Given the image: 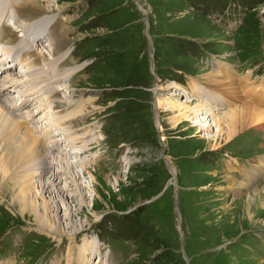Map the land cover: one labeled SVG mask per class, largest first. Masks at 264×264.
Returning a JSON list of instances; mask_svg holds the SVG:
<instances>
[{
	"label": "rangeland",
	"instance_id": "obj_1",
	"mask_svg": "<svg viewBox=\"0 0 264 264\" xmlns=\"http://www.w3.org/2000/svg\"><path fill=\"white\" fill-rule=\"evenodd\" d=\"M7 1L0 0V18L7 12L6 22L13 25L10 16L15 22L17 13ZM21 1L48 7L43 16L53 19L50 25L57 22L53 32L74 38L70 50L53 57L44 48L49 37L26 47V54H18L25 59L18 61L24 67L19 77L22 87L29 79L25 94L38 95L35 111L46 101L43 125L66 134L67 144L79 134L76 150L86 151L90 161L83 165L87 160L76 152L73 163H66L73 173L67 175L65 162L59 163L55 189L40 192L42 177L32 176L35 161L25 163L15 155L16 174L28 173L23 181L33 183L31 198L48 209L39 217L55 224L57 203L64 232L42 230L32 214L19 212L11 201L13 184L2 180L0 264H264V129L248 125L228 139L225 123L214 124L215 115L235 107L238 98L224 97L223 85L208 75L240 91L247 83L252 92L264 86V0ZM19 24L11 30L24 40L23 33L18 37ZM147 30L156 50L151 64L150 44L142 42ZM42 51L46 54L34 59L32 53ZM43 66L50 68L47 74ZM70 68L75 70L70 78L51 84L54 70ZM10 69L3 72L17 71ZM50 87L58 89L55 96L45 92ZM18 92L26 97L22 88ZM251 96L243 91L240 99L250 103ZM14 97L1 96V101L11 109ZM50 98L63 103V115L54 112ZM183 108L187 111L180 116ZM198 108L206 113H196ZM21 121L39 136L30 120ZM12 133L4 131V141L19 144ZM74 162L87 169L85 174ZM171 172L178 184L148 203ZM52 174H45L41 184ZM229 177L246 187L237 188ZM98 248L99 261L92 253Z\"/></svg>",
	"mask_w": 264,
	"mask_h": 264
},
{
	"label": "bare ground",
	"instance_id": "obj_2",
	"mask_svg": "<svg viewBox=\"0 0 264 264\" xmlns=\"http://www.w3.org/2000/svg\"><path fill=\"white\" fill-rule=\"evenodd\" d=\"M11 4L13 5V7L15 8V11L17 13V14L15 13L16 19H15L14 23L15 24L20 23L19 27L21 29L18 31L21 33V35H19L18 37L23 38L22 37V33H23L24 40H18V38H16L15 34L13 33V32H15V30H11L10 27L7 29V31H5V27L8 25L6 23H2V30L0 32V52H1L0 57L4 51V49L2 47L3 44H13V50L8 52V58H10L11 61H13L15 58L16 61H19L20 63L23 64L25 62V59L18 58V54L14 55V53L16 51L17 52L20 51L21 54H26L28 52L25 50L26 47L30 50L33 45H35L36 43H39L41 41V39H43L45 37H49V39H50L49 43L46 46H44V48L46 47V50L48 48V51H46V53H48L49 57L50 56L53 57L56 54L58 55L61 52H64V51L71 49L69 46L71 45V42L73 41L74 38L67 37V34H66V32L63 31V29H62L63 32H61V33H54L53 29L58 27L57 22H55V24L53 23L50 25L51 20H53V19H49V20L44 19L43 15H45L46 12L49 11L48 7L42 6V5L37 4V3L35 4V2H33V1L22 2L21 0L16 1L14 3H12V1H11ZM38 19H41L43 21H38ZM3 37H7V40L4 42H2ZM35 40H36V42H35ZM15 46H16V48H15ZM33 51L34 50H32V52ZM20 53H19V55H20ZM44 53L45 52H43V51L42 52H34V53H32V55L35 56L34 59H37L38 57H41V56L43 57L46 54V53L45 54ZM50 53H52V54H50ZM8 58H5V61L8 60ZM53 59H56V58L54 57ZM60 62H61V60H57V62H56L57 66H58V63H60ZM11 68H12V66H11ZM9 69H10V67H8V71H9ZM55 69H56V67H55ZM222 69H225V68H222ZM15 70H16V67H14V70L12 69L11 71H15ZM74 73H75V70L73 68L66 70V72L62 71L61 73H58L56 70H54L53 74L50 76L49 81L51 82V84H53V83L58 82V80H60V79L66 80V78H70ZM8 74H5V79H4V82L5 83L7 82V84L4 85V82L2 83V86L4 88L11 87L15 84L20 85L21 83H23L21 78L20 77L17 78V75H15V73H10L9 75ZM208 75H209L210 79H214V81L217 82L220 86L223 85V88H224L223 96L224 97H226V95L231 97L233 99L232 100L233 102H235L236 98H238V103L235 104V107H233L232 109L230 108V110H228V111L219 112L218 116H217V114L215 115L216 118L214 120V124L216 126H219V124L221 122L225 123V125H226V131L225 132H226L228 139L231 138L232 136H234L239 129L243 130V128L247 127L248 125L254 124L257 128L259 127V128L264 129V107H262L264 105H261L264 103V86L261 85L260 88L258 89V91L255 90V92H252L253 89H249L251 87L250 83H247L245 85V90L243 89L244 93L248 97H250V95L252 93L251 98L253 99V101L249 103V102H246V101H243L240 99L241 92L243 93V91H240L236 87L234 88L233 86H231V84L228 81L223 82L219 78H215L210 73ZM227 75H229V74H227ZM8 76H10V78H8ZM234 77H235V74H234ZM50 92L55 94L57 92V90L55 88H50ZM26 95H30L32 97V100L33 99L37 100V98H38V95L32 96L33 93H31V92H26ZM1 96L2 95L0 93V170L4 171V173L2 175L0 174V182H2V180H4V182L6 184L8 182H11L13 184L14 193L11 196V201L13 202L14 205L18 206L19 212H25L26 211L27 213L32 214L33 215V222H35V224L39 228H41L42 230H46L49 233H54L55 235H57L58 233L64 232V230L60 227V224L57 223V222H59V216L57 214V210L59 209V207L57 206V203H56V205L53 206L54 210H53V215H52V218L54 217L56 219L55 224H52L49 221L50 219L48 220L47 218H40L39 217V211L42 210L43 214L47 215L48 209L46 208V206L40 208L37 205L36 201H34L31 198L32 196L29 193L28 186L30 188L31 184H33V183L23 181L24 180L23 176L25 174H28V173L24 172V174H22V175L16 174V171H17L16 164H15L16 156H18V157L22 156L24 158L25 163H30V160L35 161L36 166H38V169H39L41 167V164H42L39 161L42 158V154H41L42 152L40 151L38 146L35 144L34 139L36 136L31 133V130L29 128L21 129L22 126H25L24 122L21 120H24V121L30 120L31 122H33V120L28 119V116H26V117L25 116L24 117L17 116L13 112V110H11L7 106L3 105L2 101H1ZM6 98H7V96H6ZM52 101H56V105H55L56 107H60L63 104V103H61L60 100H57L55 98L53 100H51V102ZM220 102H227V100L226 101H220ZM34 108L37 109V107H34ZM186 108H183L184 111L179 113L180 116L185 115V113L187 111ZM201 110H203L204 113H206V108H198L195 111H196V113H199V111H201ZM217 110L219 111V107L217 108ZM25 112H27V111H25ZM36 112H37V110H36ZM32 116H37V114L34 112L32 114ZM61 118L64 119L65 117L62 116ZM31 122H29L27 124L30 125ZM34 129H36V128L34 127ZM46 129L51 130V128H46ZM7 130L13 131L12 136L15 138L14 139L15 141L18 140L17 142H19L20 145L14 144V141L13 142L12 141L11 142L10 141L9 142L4 141L3 132L7 131ZM73 135H75V136H74V140L72 141L73 142L72 149H70L69 153H65L67 157H70L71 155L76 154V152L77 153L82 152L81 150L80 151L76 150L78 147L77 145H79V142H81V140H82V137L79 136V134H77L76 132ZM70 136H72V135H70ZM11 140H13V139H11ZM3 151H4V153H3ZM66 156L64 155V157H66ZM74 157H75V155H74ZM17 166L20 167L19 164ZM71 166H73V165H71ZM50 167L51 166H49V169H50ZM63 167L65 168L66 171L65 170L64 171L67 173V175H69V173H71V174L73 173V172L69 171L70 170L69 164L68 165L64 164ZM263 167H264V165H263ZM37 171L33 167L32 168V172H33L32 176L35 178L38 177V179H39L40 173L37 174ZM52 171H53V174H52L53 177L51 175L49 178H53V179L46 180L45 184L44 183L41 184V179H40V181L38 180L39 182L37 183V185L41 186V189H38L40 192H44V190L46 191V189L48 187L54 188V184H56L55 180L59 178V176H57L56 174H57V172L62 171V170L61 169H57V170L53 169ZM74 175L76 176V174H74ZM25 178H26V175H25ZM229 178H230L231 183L233 185H237V188L246 187L243 182H239L237 179H235L233 177H229ZM5 183H4V185H5ZM20 187L23 188V191L18 190V188H20ZM248 200H250V199H248ZM67 216L69 218V214ZM54 234H52V235H54Z\"/></svg>",
	"mask_w": 264,
	"mask_h": 264
},
{
	"label": "trees",
	"instance_id": "obj_3",
	"mask_svg": "<svg viewBox=\"0 0 264 264\" xmlns=\"http://www.w3.org/2000/svg\"><path fill=\"white\" fill-rule=\"evenodd\" d=\"M144 41H145V39L143 38L142 42H143V44L145 45L146 42L144 43ZM146 52H147V51H146ZM157 58H158V57H157ZM154 60H155V62H156V50H155V52H154ZM151 115H152V111H151ZM162 167H164V163H162ZM166 179H167V178H166ZM166 179H164V181H162V183L159 184V186L156 188L154 194H156V193L162 188V186H163L164 182L166 181Z\"/></svg>",
	"mask_w": 264,
	"mask_h": 264
}]
</instances>
